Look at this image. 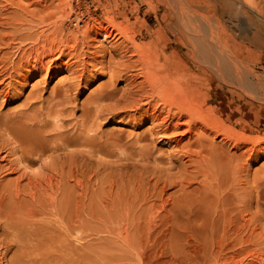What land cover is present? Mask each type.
<instances>
[{"label":"bare ground","instance_id":"6f19581e","mask_svg":"<svg viewBox=\"0 0 264 264\" xmlns=\"http://www.w3.org/2000/svg\"><path fill=\"white\" fill-rule=\"evenodd\" d=\"M3 1H6V4L4 9L1 8L4 11L0 14L2 16L0 17V86L7 80L6 84L12 82L15 78L26 82L30 76L42 73L43 70L47 73L51 66L65 69L69 73L68 85L52 96L51 105L48 104V108L54 110L52 113L58 114L60 109L54 107L66 102L64 99L71 96L68 92L77 89L78 85L86 80L91 66L92 68L95 65H99L100 68L108 66L110 72H108L107 85L100 88L97 95L91 99L90 103L94 106L89 105V108L85 109L93 107L92 110L95 108L94 110L97 111L96 114L93 110L94 115L103 114L100 109L103 104L101 106L100 101L106 98L113 100V104L108 102L109 105L111 104L108 105L111 110L120 109L122 112L132 109L137 113L142 112L140 114L151 122L145 136L149 142L142 149L143 155L149 154L155 143L162 141L164 145L169 146V152L173 156L181 158L180 161L183 159L187 165H184V162L182 165L185 167L180 165L184 171L183 173L180 170L182 173L180 175L184 174L181 177L183 179L179 176L177 178L180 180L174 178L177 179L175 181L171 180L172 176L169 180L166 176V179H161L162 176H159L161 180L159 177L158 179L153 177L155 179L153 182L149 179L153 183L150 184L153 191L150 190L151 188L149 190L152 192L146 190L143 196L144 205L140 202L142 212L149 213L148 217L144 216L145 221L142 213L143 220H140V224L141 221H145L143 226H138L139 229H134L135 231L127 227L128 231L135 233L127 232L123 237L133 250V253L131 252L133 255H130L132 259L134 257L136 259L134 264H264V176L254 177L250 181L249 176L245 174L251 161L264 153V137L249 134L254 131L255 126L250 125L245 119V114L248 113L241 112L242 105L237 104L233 107L229 103L234 109L231 114L226 111V107L218 109L216 104L207 105L214 95L207 89L203 91L201 87L204 81L207 85L214 80L228 85L238 84L240 87L258 86L257 81L250 80V70L244 65V55L248 52V46L245 42L232 40L220 20L225 12L232 13V9L236 10V3L233 0H163L164 12L160 15L162 24L167 27L170 23L175 24V33H180L190 44L191 53L186 57L176 48L172 49L169 55L166 54V43L159 46V41L165 37L166 32L162 25L150 31L151 38L147 42L142 44L136 42L135 37L138 34L134 20L132 21L130 13L121 12L117 4L114 12L105 7L107 15L103 19L96 15L97 7L89 11L87 5L85 7L81 5L80 0L75 2L74 0H27V2L23 1L24 3L16 0ZM248 2L249 8L255 14L264 17L261 12L264 0H258L257 3L254 0ZM8 8L12 10L9 9L8 12ZM240 11L248 19H264L253 16V13L241 7ZM55 13H60V16L56 18ZM117 18L120 20H116ZM258 37L259 35L254 32L249 39L251 42H257ZM242 39L247 37L244 36ZM8 49L10 52L5 51ZM112 52H118L119 58L125 56V60H121V66L113 65L116 57L112 56L114 55ZM131 69L137 70V73H130L133 78L129 83L132 85L131 88L127 86L129 76L125 77L128 81L127 90L122 94L124 99L120 98V100L118 99L120 96L117 97L118 90H115L114 81L122 78ZM243 103L246 104L245 101ZM105 107H102L103 110L107 108ZM35 110L41 114L42 110L39 111L37 108ZM51 111H48L49 114ZM86 112L88 113V110ZM37 113L34 116H37ZM42 122L41 125H44ZM45 123L47 124L46 120ZM51 123L54 125L55 121ZM22 124L14 125L19 126L17 127L19 131L25 130L24 135L21 136V132V135L16 132L20 138L12 134L9 141L10 143L13 141L15 146L19 147L16 146L19 155L14 158L12 154L11 157L22 166L18 167L14 164L15 166L12 167L13 163H8L11 157L7 160L4 157L6 151L2 153L3 155L0 154V264H102L96 258L99 252L97 247L92 249V253L91 251L85 253L82 252L85 247L82 249L68 243V236L71 233L68 232V211L65 209L67 201L63 204L64 207L59 206L57 200L60 198L56 200V196L49 195V200L41 202L44 195L40 196L39 192L42 191L43 194L44 190L47 191V186L52 187L53 180L50 175H45L47 172L44 174L45 171H42L43 168L40 166L41 170L36 169L34 173L37 161L46 158L44 155L46 151H51L56 161L55 153L60 155L59 151H63V154H68L69 146L76 140L75 137L80 135L76 134L74 138H70L68 131H63L67 129L62 127L61 132L58 131L55 136L53 133V138L49 136L46 141L41 125L30 122L28 127L27 123L23 128L21 126H24V122ZM61 126L60 124L59 129ZM84 127L82 125L81 129ZM5 129L9 132L7 128ZM32 129L34 131H31ZM86 134L84 130L81 131L78 140H83L82 135L86 137ZM25 136L26 148L21 142L23 141L21 138ZM142 137H136V141ZM1 138L3 136L0 140ZM4 138L6 140V137ZM93 139L95 138L91 136L88 139L91 140L90 142L86 138L81 141L84 145L88 142L95 147L97 139L94 144ZM79 141H77L78 145ZM6 144L9 146L8 142ZM80 144L82 145L81 142ZM73 145L71 146L73 148L78 146ZM87 146L82 150L85 153L88 147L90 151L91 146ZM4 147V145L0 146V150ZM12 148L11 151H16ZM91 154H88L89 158L92 157ZM43 161L41 160V164L45 163L48 170L47 163ZM55 166L52 167L54 174L56 172L54 169H57ZM18 171L19 176L15 173ZM41 171L46 177H40ZM14 173L17 175H14L15 178H13ZM6 175L8 178L5 177ZM24 176L26 182L20 179ZM20 180L25 184H21ZM60 186L62 187V184ZM167 186H171L172 190ZM141 199L140 196L139 200ZM59 207L62 208L61 213ZM138 218L139 216L133 218L135 226L138 225H136ZM80 244L86 246L85 243ZM113 263L115 264V261L108 264Z\"/></svg>","mask_w":264,"mask_h":264},{"label":"rangeland","instance_id":"374dc122","mask_svg":"<svg viewBox=\"0 0 264 264\" xmlns=\"http://www.w3.org/2000/svg\"><path fill=\"white\" fill-rule=\"evenodd\" d=\"M16 1L27 2V0H16ZM69 1H73V0H69ZM233 1L236 3L237 7L239 8L236 7V10L232 9L231 10L232 13L225 12L224 15L221 16L220 20L224 28L229 32L232 40L236 42H241V41L245 42V44L248 46V52L246 53L247 55L246 54L244 55V65L246 66L248 70H250V74H249L250 80H252V82L257 81L258 86L256 88H252V86L250 88L246 86L240 87L238 86V84H234L235 86L233 84H229L230 85L229 86L228 84H223L218 81L216 82V80H214V81H211L210 84H207V85L205 84V81H204L201 87L203 91L207 89L210 94L214 95L213 98H211L208 101L207 105L216 104L218 109L226 107V111L230 114L232 113L234 109L230 107L229 103L232 104L231 106L233 107H236L237 104L242 105L241 112L244 113L246 111L248 113V114H245V119H247V121L250 122V125L255 126L254 131L250 132L249 134H251L252 136L258 135V136L264 137V19H261V20L254 19V18L248 19V17L240 11V7L241 9L244 8L248 12L250 11V13H253V16L256 15L259 18H264V17H262L261 15L255 14L254 11H252L249 8L248 0H233ZM254 1H256V3L258 2V0H254ZM98 2H100V4H98ZM80 3H82L81 5L82 6L84 5V7L87 5V8L89 11H93V9L97 7L96 15L100 16L103 19H105L107 15L105 7H107L109 11L113 10L114 12L115 4H117L121 12L126 11L130 13L132 21L134 20L133 23L135 24L136 33L138 34L136 35L135 40L136 42H139L141 44L147 42L151 38V35L149 34L151 30L156 28V26L162 25L161 27H163V30H165L166 32H165V37H163L159 41L160 43L159 46H162L165 43L167 44L165 48V53L169 55L172 49L176 48L181 54L183 55L185 54L186 57L190 56L191 46L184 40L183 36L180 33L179 34L175 33L176 25L173 23H170L169 26L167 27L164 23L162 24L160 15L161 13L164 12V1L163 0H84V1L80 0ZM5 4H6V1L0 0V14H1V11L2 12L4 11L3 9L5 8ZM2 7L3 9H1ZM9 9L10 8L7 9L8 12H9ZM11 10L12 9H10V11ZM261 12H262V15H264V7H261ZM62 13H66V12H62ZM55 15H56V18H58L60 16V13H55ZM0 17L2 16L0 15ZM116 20H120V19L117 18ZM210 27H213V26L210 25ZM66 31L68 32V27ZM0 32H1V28H0ZM254 32H256L259 35L257 42H251L249 39L253 35ZM244 36H246L247 39H242V37L244 38ZM10 49L5 50V51L10 52L9 51ZM5 51H2V52H5ZM112 54H114L112 56L116 57L114 60L117 61V63L113 61V63H115L113 65L115 66L117 64V66H121L120 64H122L121 62L125 60V56L123 58H119L120 54H118V52L116 53L112 52ZM65 59L66 57L64 58V60ZM95 66L93 68L91 66L90 69L92 70L89 69L88 71L89 75L87 76L86 80H84V82L86 83L82 81L78 85L77 89H71L70 92H68V94L71 95L70 97L68 96L69 100L66 98L64 99V101L66 100V102H63L60 106L54 107V109L55 108L60 109L58 114L54 113L55 115L52 113L54 112V110L51 111V108L50 109L48 108V104L51 105L50 99L52 96L56 95L57 92L60 91V89L61 90L65 89L68 85L69 79L67 78H69L68 76L69 73L65 69H57L51 66L48 69L47 73H45V70H43L42 73H37L36 75L30 76V78H28L26 82L18 78H15L12 82H8L7 84L6 82L8 80L5 81V83L2 84L3 86L2 85H1L2 87L0 86V93H1L0 94V129H1L0 137L1 136H3V138L6 137V140L4 138L3 143H2L3 138H1L2 140H0L2 143V144L0 143V146L2 145L5 146L3 148L4 150L1 148L0 154L3 155L4 152L6 151L4 154L5 155L4 157H6V160L8 159V157H11L12 154L14 155V156L12 155V157L14 158H16L15 156L19 155V151L16 150L17 145L15 146L13 141L11 142L13 146L10 147V144H11L9 142L11 141L10 136L13 134L14 136L16 135L17 138L18 137L20 138V136L17 135V133L20 134V132L22 134L20 135L23 136L25 133V130H22V129L25 127L27 123L28 124L26 126L28 127V125H30L29 124L30 122L31 124H34L35 122V124L41 125V122L44 120L42 122V124L44 125H41V128L44 131L43 136H45L46 141H48V139L52 137L53 133L55 136V133L57 134L58 131L61 132L62 127H64L63 129L65 128L67 129L63 131H68L67 133L69 134L68 136L70 138L71 137L74 138L76 134L78 136L79 135L81 136V131L84 130L85 134L86 133L87 134H86V137L85 135L84 136L82 135L83 140L86 138L88 141V139H90L91 136L97 139V143H95L96 140L93 139V144L95 143L98 145L94 144L95 147H92L91 144H88V142H90L91 140H89L88 142L86 141L87 144L84 145L83 144L84 142H82L83 141L82 139H81L82 141L80 139H79L80 141L78 140L80 136L77 138L75 137L76 140L74 139L75 141L72 142L71 145L69 146L73 150L68 148V154H63L62 153L63 151L62 152L59 151L60 155H56L55 153L57 162L55 161V158L53 157L54 155L52 154L51 151H46L44 153L46 158H43L44 156L43 155L41 158L45 160L44 161L43 159L41 160L43 161V163L44 162L47 163L46 165H48V170H47V166L44 165L45 163L41 164V160L39 159L36 163L37 165H35L36 167L34 168L33 166L34 173H36L35 172L36 169H40L39 166L43 168L44 170L42 169V171H45L44 174L47 172L45 175L46 176L50 175L52 177L53 186L52 187L47 186V188L45 187L47 191L44 190L43 194H41L42 191L39 192L40 194L38 193L40 196L44 195L43 198L40 197L42 198V201L41 200L40 201L43 202V200L44 201L49 200V195L51 196L54 195L53 197L56 196L55 197L56 200L60 198L59 200H57L58 204L60 203L59 206L63 205L65 201H67V205L65 209L66 211H68V230H69L68 232L71 233V234L69 233L70 236H68L70 238V239L68 238V243L70 242L72 243L73 246L82 247V249H84L83 247H85L84 251H82L85 253L89 251H91L92 253V249L97 247V251L99 252L96 258H98L102 264L104 262L108 264L114 261H115V264H118V263L119 264H134L135 257L134 259H132V256L130 255L133 253V250L126 244V240L123 237H125V234L127 232L135 233L134 231L139 229V227L143 226V224L146 221L145 218L148 217L149 213L147 214V212L145 211L142 212L141 210L142 208L141 204L144 205V201H143L144 193L146 192V190H149L150 188H151L150 190L153 191V188L150 184H153L152 182L155 179H158L157 177L159 176L160 177L162 176L161 179H164V178L166 179L167 177L168 180L172 176L171 177L172 179L171 178L170 179L173 181L177 180L178 176L179 178L183 177L184 174L183 176L180 175L182 174L181 172L183 171L181 167L186 164L183 159L182 161H180L181 158H178L177 156H173V154L169 152V146L166 144L165 146L162 141L156 142L155 145L150 149V153L147 155H143L142 149L145 147L144 145L149 142V140L145 138V136L147 135L146 131L148 130V128H150L149 126L151 122L149 119L145 118L143 114H140L142 112L137 113L136 111L134 112V110L132 109H126L125 111H122V112L120 109L111 110L109 106L113 104V100L106 99V98L101 99L102 101H100L101 102L100 105L103 104V106L101 105L102 107L106 106L107 108H110V109L105 111L107 108L105 107L106 109L104 108L105 110H103V108L101 107L100 109L103 111V114H100L99 116H97V115H94L93 113L95 111L94 110L95 108L93 109L94 111L92 110L93 107L90 108L91 110L88 109L89 105L94 106V104L90 103L92 101L91 99L97 95V92L100 90V88L107 85V81L109 79L108 72H110V69L107 68L108 66L101 67V68L99 67V65H95ZM54 68L56 69V71H54L55 70ZM132 70L133 69L128 70V72L125 71L126 74L122 78H119L114 81L115 90L116 91L118 90L117 91L118 95H117V92H116V95L117 97L120 96L118 97V99L124 97L122 94L127 90L126 88L127 86L130 88L132 87L131 84L129 85L130 81L131 80L133 81V78L130 73L132 72L133 74L137 73V70L136 71L135 70L132 71ZM128 76H129V80H128L129 82L125 78V77L128 78ZM124 86H125V90H123ZM4 94L7 96H5ZM1 95L4 99L1 97ZM232 97H233V101H231ZM244 101L246 102V104L243 103ZM108 102L111 104L109 105ZM100 105H98V107ZM228 105L229 107H227ZM86 107H88L87 108L88 113L86 112L87 111L85 109ZM36 108L39 111L42 110L41 114L40 112L35 110ZM83 110H85V112ZM48 111H51V114H49L50 112ZM108 111H110V113ZM113 111L119 112V113L114 114L115 115L114 116L112 113H115V112ZM95 112L97 114V111ZM36 113H37L38 118L37 116H34L36 115ZM84 113H87V114H84ZM39 114L42 116V118H39L41 117ZM46 114H47L46 116L47 118L45 117ZM59 114H61V116ZM82 114L86 116H83ZM48 115H50L51 117L52 116L53 117L57 116V117L51 118ZM87 115H89L88 118H87ZM28 116L30 117L28 118ZM58 116H60L61 120L59 119ZM91 116L93 117L91 118ZM32 117L33 119H31ZM34 117L36 119H34ZM11 118L12 119L14 118V119L12 120ZM85 118H87L86 121H84ZM24 119L28 121L30 119L31 120L25 123L26 120L23 121ZM19 120L24 122V126H21L23 127L21 129L22 131H19L17 129V127H19L20 125H23L22 122L21 123L19 122ZM45 120L47 124L45 123ZM5 121L8 122V125H7V122ZM17 121L20 124L17 123ZM54 121L55 123L53 125V123L51 122H54ZM1 123L3 124L1 125ZM15 123L16 125L18 124L19 126L16 127L14 125ZM59 123L62 125L60 127L61 130L59 129V125H60ZM55 125L56 127H54ZM82 125L83 127L86 125L84 129L83 128L81 129ZM46 126L48 128H46ZM4 127L7 128L9 132L12 131L11 134L7 132ZM52 130H55V132H52ZM31 131H34V130L32 129ZM143 131H145V133H143ZM46 133L50 135H47ZM7 134H10V135L7 136ZM88 135H91V136H88ZM26 136L24 138H21V140H23L21 142L23 143V145L25 144L24 145L25 148L27 144L26 142H24L26 141ZM138 136H143V137L142 139H139L138 141H136V137ZM6 141L8 142L9 146H7ZM77 141H79V145ZM80 142L82 143V145L80 144ZM73 143L78 145L77 148L74 147L75 148L74 149L73 147H71ZM75 144L73 146H76ZM23 145H20V147H23ZM87 145L91 146L90 151L88 150L89 147ZM6 146L10 148L13 147L12 149L16 150L14 151L16 155L13 151H11L10 148L8 149ZM86 146L88 147L85 150L87 153L82 151L84 150V147L86 148ZM17 148L19 147L17 146ZM93 149H96V150L94 151ZM97 149L99 150V152ZM2 150L3 152H1ZM10 151L11 153H8ZM61 154L63 155L61 156ZM88 154L89 155L91 154L92 157L89 158ZM12 157L11 159L10 158L8 159L9 164L13 163V165L11 164L12 167L15 165L18 167L22 166V164L19 165V163H17L18 161H15L16 159ZM48 157L51 158L52 161ZM57 158H60V159L57 160ZM10 160L13 162H11ZM177 160L180 161L181 164H179L180 162H178ZM182 162H184V165H182L183 164ZM170 163L172 166H170ZM40 164L43 166H41ZM54 165H56L55 167H57V169L56 168L54 169L56 171L55 174L53 172ZM177 165L179 167H177ZM49 166L50 168L53 167L51 169L53 173L51 172ZM168 167L170 169L173 168V170L168 169ZM22 170H20V172ZM169 170L170 172H168ZM164 171H167V172H164ZM246 171L248 172H245V174L247 175V177L249 176L248 178L250 179V181L254 177L261 178L262 176H264V153L260 154L257 158L252 160L251 165ZM20 172L18 171L15 173H17L19 176ZM60 172H62L61 175H60ZM171 172L173 174H171ZM15 173L13 174V178H15L14 177ZM44 174L42 172L40 177H46L44 176ZM53 174L55 175V177L53 176ZM176 174H179V175L176 176ZM11 176H9V178H11ZM5 177L8 178L7 175ZM146 177H148V179ZM174 178H177V179H174ZM20 179L22 180L24 179L26 182L25 176L24 178L22 177ZM54 179H55V182H54ZM60 179H62L60 181L61 183L59 182ZM149 179H151L152 182H150ZM22 180H20L21 184H25V183H22L24 181ZM61 184H62V187L60 186ZM146 186H149V187H146ZM167 188L171 189V186H167ZM50 189L52 190L49 192ZM140 196L142 198L141 200H139ZM134 200H137V202ZM133 204L137 207V209ZM59 208H60L59 212L61 213L62 208L61 207ZM138 210H140L141 213ZM142 213H143V219L145 221L144 222L141 221V224H140V220H143L141 217ZM138 216H139L138 220L134 219L135 221L137 220L136 225L138 224L137 226H135L133 218L134 217L137 218ZM179 218H178V222L180 220ZM176 220L177 219H175V223L177 222ZM127 227H129L128 229L130 230H134V229L135 230L128 231ZM123 232H124V235H123ZM80 243H85L84 245L86 246H81L82 244ZM130 259H132L133 261Z\"/></svg>","mask_w":264,"mask_h":264}]
</instances>
